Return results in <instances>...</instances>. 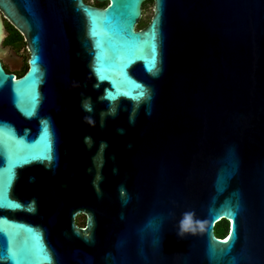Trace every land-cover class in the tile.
I'll return each mask as SVG.
<instances>
[{
  "label": "water",
  "instance_id": "95a60500",
  "mask_svg": "<svg viewBox=\"0 0 264 264\" xmlns=\"http://www.w3.org/2000/svg\"><path fill=\"white\" fill-rule=\"evenodd\" d=\"M95 1L0 0V264H264V0Z\"/></svg>",
  "mask_w": 264,
  "mask_h": 264
},
{
  "label": "flooded vegetation",
  "instance_id": "af4514ba",
  "mask_svg": "<svg viewBox=\"0 0 264 264\" xmlns=\"http://www.w3.org/2000/svg\"><path fill=\"white\" fill-rule=\"evenodd\" d=\"M83 2L89 5L98 6L95 0H83ZM152 4V0H147L143 3L141 7L140 21L144 20V17H150L153 8ZM1 17L5 31L1 46L3 48H7L5 55H7L9 58L15 59L14 64L18 67V69H12L11 65L3 59V56H0V61L3 65V68L7 72H13L15 76H20L27 69L26 63L28 57L27 59H25V55L27 54L28 56V51L26 48V44L22 34L17 31L2 14ZM138 24L136 25V29H140L138 28ZM12 52L14 56L12 55ZM74 223L77 228L84 229L86 226V213H77L74 217Z\"/></svg>",
  "mask_w": 264,
  "mask_h": 264
},
{
  "label": "trees",
  "instance_id": "16d2710c",
  "mask_svg": "<svg viewBox=\"0 0 264 264\" xmlns=\"http://www.w3.org/2000/svg\"><path fill=\"white\" fill-rule=\"evenodd\" d=\"M107 3L97 4L99 7L106 6ZM147 22L145 20H141L138 24V28H143L146 25ZM27 65V63H26ZM229 230V222L227 220H221L219 221L215 227H214V233L219 238H224V236L227 234Z\"/></svg>",
  "mask_w": 264,
  "mask_h": 264
},
{
  "label": "rangeland",
  "instance_id": "374dc122",
  "mask_svg": "<svg viewBox=\"0 0 264 264\" xmlns=\"http://www.w3.org/2000/svg\"><path fill=\"white\" fill-rule=\"evenodd\" d=\"M144 20H145V22H147L148 20H149V17H144ZM27 54L25 55V59H27Z\"/></svg>",
  "mask_w": 264,
  "mask_h": 264
}]
</instances>
